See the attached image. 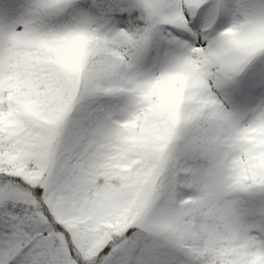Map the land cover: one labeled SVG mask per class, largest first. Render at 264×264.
Wrapping results in <instances>:
<instances>
[{
  "label": "snow or ice",
  "instance_id": "6c2138e0",
  "mask_svg": "<svg viewBox=\"0 0 264 264\" xmlns=\"http://www.w3.org/2000/svg\"><path fill=\"white\" fill-rule=\"evenodd\" d=\"M0 264H264V0H0Z\"/></svg>",
  "mask_w": 264,
  "mask_h": 264
}]
</instances>
